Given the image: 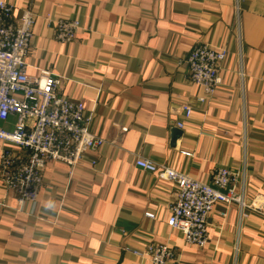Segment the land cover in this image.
<instances>
[{"label":"crops","instance_id":"0c3cea01","mask_svg":"<svg viewBox=\"0 0 264 264\" xmlns=\"http://www.w3.org/2000/svg\"><path fill=\"white\" fill-rule=\"evenodd\" d=\"M0 1L14 20L28 8L36 15L28 74L61 78V95L83 104L105 140L74 169L48 163L35 203L20 204L0 168V264H150L151 244L170 247L167 264H264V205L246 217L233 206L226 219L217 207L199 248L168 225L175 184L136 165L143 158L211 186L227 168L248 204L264 201V0ZM62 19L81 24L72 42L56 37ZM203 45L228 52L212 98L189 77L187 58Z\"/></svg>","mask_w":264,"mask_h":264},{"label":"built area","instance_id":"2783aa9c","mask_svg":"<svg viewBox=\"0 0 264 264\" xmlns=\"http://www.w3.org/2000/svg\"><path fill=\"white\" fill-rule=\"evenodd\" d=\"M13 15L14 6L0 1V142L8 147L1 154V177L5 186L17 193L20 204L35 203L48 163L74 169L89 153L99 151L105 140L89 130L83 104L61 95V78L47 70H41L38 76L28 74L27 57L36 15L30 8L22 10L17 20ZM80 28L78 20H59L56 37L63 43L72 42ZM227 56L225 48L203 45L187 58L191 82L201 87L208 98L215 95L222 82L220 69ZM199 101L204 103L207 98ZM190 114L188 108L187 115ZM12 117L16 122L12 130H7L3 124ZM12 147L27 150L28 159L22 160L11 151ZM136 165L175 184L176 200L168 225L180 231L187 244L199 248L208 244L209 218L217 207H221L218 213L223 219L233 206L244 217L248 209L263 213L264 201L256 197L248 204L244 194L236 191L237 174L227 168L218 170L211 186L143 158H138ZM147 216L154 218L152 214ZM145 251L150 255V264H167L173 259L170 247L164 244L147 245ZM134 253L143 256L140 251Z\"/></svg>","mask_w":264,"mask_h":264},{"label":"water","instance_id":"95a60500","mask_svg":"<svg viewBox=\"0 0 264 264\" xmlns=\"http://www.w3.org/2000/svg\"><path fill=\"white\" fill-rule=\"evenodd\" d=\"M174 132H175V133H174V137H180V136H182V134H183L182 130H180V129H177V130H175Z\"/></svg>","mask_w":264,"mask_h":264},{"label":"clouds","instance_id":"9594fccd","mask_svg":"<svg viewBox=\"0 0 264 264\" xmlns=\"http://www.w3.org/2000/svg\"><path fill=\"white\" fill-rule=\"evenodd\" d=\"M53 206H54L53 202H50V203L48 204V207H49L50 209L53 208Z\"/></svg>","mask_w":264,"mask_h":264}]
</instances>
